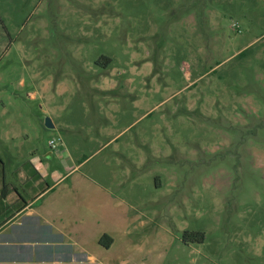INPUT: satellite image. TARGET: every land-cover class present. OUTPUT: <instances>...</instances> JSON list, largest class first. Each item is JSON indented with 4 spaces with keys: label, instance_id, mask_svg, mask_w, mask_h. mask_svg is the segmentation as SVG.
<instances>
[{
    "label": "rangeland",
    "instance_id": "1",
    "mask_svg": "<svg viewBox=\"0 0 264 264\" xmlns=\"http://www.w3.org/2000/svg\"><path fill=\"white\" fill-rule=\"evenodd\" d=\"M9 140L153 203L154 264H264V0H0Z\"/></svg>",
    "mask_w": 264,
    "mask_h": 264
},
{
    "label": "crops",
    "instance_id": "2",
    "mask_svg": "<svg viewBox=\"0 0 264 264\" xmlns=\"http://www.w3.org/2000/svg\"><path fill=\"white\" fill-rule=\"evenodd\" d=\"M6 142L0 154V264H154L150 242L161 227L153 203L143 213L91 174L74 172L77 166L51 168L52 152L21 155L20 144Z\"/></svg>",
    "mask_w": 264,
    "mask_h": 264
},
{
    "label": "trees",
    "instance_id": "3",
    "mask_svg": "<svg viewBox=\"0 0 264 264\" xmlns=\"http://www.w3.org/2000/svg\"><path fill=\"white\" fill-rule=\"evenodd\" d=\"M241 53L240 55H242ZM111 240L109 238H103L102 239V244L105 246L110 245ZM183 242L185 244L188 243H196V244H201L203 242V234L201 233H185L183 236Z\"/></svg>",
    "mask_w": 264,
    "mask_h": 264
},
{
    "label": "built area",
    "instance_id": "4",
    "mask_svg": "<svg viewBox=\"0 0 264 264\" xmlns=\"http://www.w3.org/2000/svg\"><path fill=\"white\" fill-rule=\"evenodd\" d=\"M49 147L51 149H55L57 147V141L55 140H50L49 143H48Z\"/></svg>",
    "mask_w": 264,
    "mask_h": 264
},
{
    "label": "water",
    "instance_id": "5",
    "mask_svg": "<svg viewBox=\"0 0 264 264\" xmlns=\"http://www.w3.org/2000/svg\"><path fill=\"white\" fill-rule=\"evenodd\" d=\"M45 127L46 128H49V129L53 128V125H52V123H51V121L49 119H46V121H45Z\"/></svg>",
    "mask_w": 264,
    "mask_h": 264
}]
</instances>
